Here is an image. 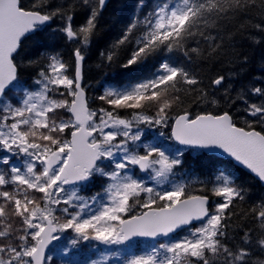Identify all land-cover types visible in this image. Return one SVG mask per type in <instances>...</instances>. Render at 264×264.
Wrapping results in <instances>:
<instances>
[{
  "label": "snow or ice",
  "instance_id": "obj_1",
  "mask_svg": "<svg viewBox=\"0 0 264 264\" xmlns=\"http://www.w3.org/2000/svg\"><path fill=\"white\" fill-rule=\"evenodd\" d=\"M76 2L87 16L74 27ZM76 2L0 0V264H51L46 250L68 230L75 234L72 245L95 240L130 246L137 237L153 239L143 254L119 264H264V193L254 198L228 169L201 181L200 195L176 179L185 151L195 150L219 152L264 186V86L249 84L232 97L225 75L209 77L202 87L198 73L171 59L177 52L189 62L228 55V30L250 18L257 0H152L100 55L112 62L117 48L130 46L121 65L126 70L160 53L167 58L150 79L105 88L96 97L103 106L95 109L82 81L106 0ZM255 29L264 33V24ZM58 39L75 45L70 60L55 49ZM25 41L35 47L22 57ZM28 67L39 69L31 83L20 77ZM237 102L244 105L242 127L231 111ZM222 103L229 110L193 109H220ZM146 128L168 132L158 131L146 143ZM98 178L99 191L80 195ZM194 222L199 226L193 228ZM178 230L187 234L176 237Z\"/></svg>",
  "mask_w": 264,
  "mask_h": 264
},
{
  "label": "trees",
  "instance_id": "obj_2",
  "mask_svg": "<svg viewBox=\"0 0 264 264\" xmlns=\"http://www.w3.org/2000/svg\"><path fill=\"white\" fill-rule=\"evenodd\" d=\"M27 2L28 0H26V3ZM53 2L57 3L61 2V0H53ZM66 2L74 3L76 0H66ZM94 2L95 0H93V3ZM139 5H144L145 7L141 9L138 7ZM151 5L152 0H109L105 9L102 11L99 18L97 35L88 51L84 65V84L89 93L90 108L95 109L97 107L96 104L99 105L96 97L103 94L105 87H125L129 84H135L150 79L158 69L159 63L167 58V53H160L150 58L145 64L134 66L132 69L126 70L122 68L121 65L126 62L127 57L130 55V46L122 45L117 48L112 62H108L100 55L101 52H107L112 47L120 37L122 29L130 22L134 14L142 15ZM257 5L256 8L250 9V18H241L236 22L237 26L235 28H230L228 30L231 34V40L229 41L231 47L227 49L228 55L211 60L197 59L193 56L191 62H189L181 53L177 52L171 54L172 62L180 66H187L194 73H198L204 80V84L201 85L202 87L207 86L209 77H214L217 73L225 75L227 78L225 87H227L228 84L233 86V90L230 92L232 97H235L242 87L249 84L264 86V84L258 82L264 79V33L255 29L256 24H264V7L260 6L261 0H257ZM86 16V10L76 2L73 26L76 27L83 24ZM56 23L61 24L62 22L57 20ZM251 37H256L260 39L261 42L254 43ZM191 46L195 47V44ZM34 47L32 41H25L21 56L23 57L25 53L33 52ZM54 47L56 50L63 52L64 59L67 61L71 59L72 49L75 45L66 42L64 39H58L54 42ZM201 47H204V45H201ZM41 51H44V49H41ZM37 56L38 53L30 58L36 59ZM242 56L248 57L247 63L241 62L240 58ZM38 71L39 69L37 67L21 69L20 77L26 83H31L33 79L38 78ZM217 96L222 100L223 89L217 92ZM68 99L71 98L68 97ZM251 99L252 102H257L254 97ZM243 108V103L237 102L235 107L231 109V111L236 114L238 125L241 127L244 126V119L246 118L244 117ZM193 109L195 111H221L229 110V105L222 103L220 109H213L203 105H201L200 108H196V106L193 105ZM58 115L67 118L64 110H59ZM257 129L259 130V127ZM218 169H228L231 171L233 175L238 178L239 183L244 184L252 190L254 198L255 195L264 193V187L246 171L237 167L232 161L219 158L215 155H208L201 151L198 153H194L193 150L185 151L184 165L181 171L200 179L199 183H191L187 186V190L191 194H204L201 191L203 187L201 181L214 176ZM5 190L11 191L12 189L6 188ZM250 203L251 201L242 205V209H247ZM232 223L234 224L236 221H232ZM248 226L255 227V225L251 223H249Z\"/></svg>",
  "mask_w": 264,
  "mask_h": 264
},
{
  "label": "rangeland",
  "instance_id": "obj_3",
  "mask_svg": "<svg viewBox=\"0 0 264 264\" xmlns=\"http://www.w3.org/2000/svg\"><path fill=\"white\" fill-rule=\"evenodd\" d=\"M112 87V86H110ZM108 88V87H107ZM36 90V89H32ZM154 130L155 128H151ZM148 130V128H147ZM158 132L156 133V135ZM177 146V145H176ZM182 147V146H181ZM177 172V182H183L185 184L199 183L200 179L197 177L190 176L184 171L176 170ZM154 185V182L152 186ZM93 187V186H92ZM92 191H81L80 195L89 196ZM186 234H182L176 237H182ZM75 234L68 230L62 234V238L56 242L50 248L48 255L53 257L51 264H91L92 261H97L98 264H119L126 256L131 254H143L147 251L152 244L153 240L148 239H138V241H133L130 246L123 245H104L95 240L83 241L81 240L78 244L72 245L71 239L74 238ZM160 243L165 242L163 238ZM67 249V251H65ZM72 249V250H70ZM117 250H119L120 255H114ZM86 253L87 257L83 256ZM107 257V259H105Z\"/></svg>",
  "mask_w": 264,
  "mask_h": 264
},
{
  "label": "flooded vegetation",
  "instance_id": "obj_4",
  "mask_svg": "<svg viewBox=\"0 0 264 264\" xmlns=\"http://www.w3.org/2000/svg\"><path fill=\"white\" fill-rule=\"evenodd\" d=\"M98 102H99V105L96 104V106H97L96 108L102 106L101 103H100V101H98ZM121 115L122 116H126V115H130V114L129 113H123L122 112ZM158 131H164L166 135H167V132H168L167 129H159V130L158 129H154V130H152L151 128H148V130H147V128H146L144 142H146V143L147 142H152L153 137L156 135V133ZM166 142L167 143H173L171 141H166ZM177 147H179V146L177 145ZM176 170H179V168H177ZM139 175H140L141 178H143V179H145L147 181L146 183L148 184V186H151L153 184V181H150V180L147 179V175L146 174L139 173ZM101 183H102V181L98 178L97 181H96V183H95V185L93 187L91 186L90 188L85 189L83 191L89 190V191H92L93 193L96 192V191H99L100 190V184Z\"/></svg>",
  "mask_w": 264,
  "mask_h": 264
},
{
  "label": "water",
  "instance_id": "obj_5",
  "mask_svg": "<svg viewBox=\"0 0 264 264\" xmlns=\"http://www.w3.org/2000/svg\"><path fill=\"white\" fill-rule=\"evenodd\" d=\"M108 2H109V0H106V4H105V6H104V8L106 7V5L108 4ZM104 8H103V10H104ZM82 84H83V81H82ZM85 95H86V98H87V101H88V93H87V91L85 90ZM206 153H208V154H216L217 156H219V157H223V158H227L226 156H224V155H221L219 152H206ZM228 159V158H227ZM179 231V230H178ZM177 231V232H178ZM137 238H145V237H137ZM162 238V237H161ZM135 239V238H134ZM148 239H152V238H148ZM51 246V245H50ZM46 251H48V250H46Z\"/></svg>",
  "mask_w": 264,
  "mask_h": 264
}]
</instances>
